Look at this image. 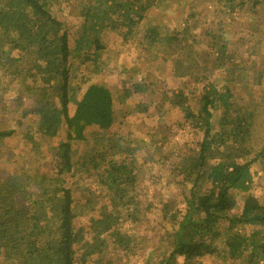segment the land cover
Here are the masks:
<instances>
[{
  "label": "trees",
  "instance_id": "16d2710c",
  "mask_svg": "<svg viewBox=\"0 0 264 264\" xmlns=\"http://www.w3.org/2000/svg\"><path fill=\"white\" fill-rule=\"evenodd\" d=\"M63 1L0 0V99L6 111L14 113L17 97L11 99V91L23 89L36 96V102L21 111L25 120L35 119L27 131L0 129V159L6 139L16 137L19 143L11 153L17 172H0V264H133L142 257L145 264H180V258L183 264H198L207 256L214 264H264V198L250 193L251 167L255 160H264V145L261 150L251 145L255 111L243 95H235L232 84L203 88L196 109L189 105L194 93L187 94L191 90L186 84L171 97L165 92L161 101L140 103L132 111L149 114L150 106L160 104L163 109L170 103L194 123L195 133L203 134L191 155L174 165L180 185L188 188L182 210L177 211L176 201L159 198V255L146 253L142 233L156 205L141 195L143 186L154 181L146 161L136 155L141 147L115 133L85 134L91 125L109 129L115 121V99H127L133 92L126 88L119 94L99 79L106 32H116L142 48L152 68H166L172 61L174 77H182L194 67L189 32L209 15L200 12L193 25L196 11L191 9L175 32L146 25L145 33L139 34L147 13L163 0H79L76 8L83 23L75 31L59 18ZM248 4L257 7L261 0H218L215 15L232 18ZM222 24L220 20L218 26ZM210 31L207 46L214 51L219 30ZM259 33L257 38L263 40L264 29ZM134 89L141 91L142 82ZM151 91H157L156 85ZM71 103L76 105L74 114ZM63 125L66 140L54 148L53 171L46 173L39 161ZM77 141L87 148L74 149ZM87 175L106 190L105 195H95L91 186L81 189ZM67 177L80 182L68 186ZM80 191L88 194L84 202ZM83 218L88 223L81 222Z\"/></svg>",
  "mask_w": 264,
  "mask_h": 264
},
{
  "label": "rangeland",
  "instance_id": "374dc122",
  "mask_svg": "<svg viewBox=\"0 0 264 264\" xmlns=\"http://www.w3.org/2000/svg\"><path fill=\"white\" fill-rule=\"evenodd\" d=\"M77 1L79 0L63 1L58 13L59 18L75 31H78L83 23L76 8ZM217 2L218 0H163L158 7H154L147 13L148 20L143 28L140 26L139 34L145 33L146 25L158 26V30L162 28V31L165 32L170 30L175 32L180 26L181 17L188 16L191 9L196 11V15L200 12L209 15L201 26L191 33L189 32V36L192 37L190 46L193 47L190 49L193 55L190 62L194 67L189 69L186 76L174 77L172 61H168L169 65L166 68L160 66L158 69L152 68V64L149 65L143 59V49L137 47L131 40L126 42L116 32H106L103 37L107 48L102 54L103 72L99 79L104 82L105 86L115 89L119 94H123L126 88H132L133 92L127 99H115V121L109 129L102 131L99 126L91 125L86 128L85 134L90 136L97 132L107 135L115 133L126 141L132 140V146L137 144L141 147L136 150V155L140 162L146 161L144 165L149 170V177L154 179L153 182L150 180L151 183L148 182L143 186L141 195L156 205L148 215L147 223L142 227V233L146 235L147 254L156 251L159 255L160 252L156 249L163 242L160 238L163 233L161 226L163 219L160 209L162 203L159 198L164 201L171 199L179 203L177 211H181L183 208V196L187 194L188 188L186 191L185 186L180 185L181 178L174 165L180 161V158L191 155L190 150L202 138L203 134L195 133L194 123L188 122L183 110L170 103L163 109L160 104L150 106L148 110L150 115L132 112L136 106L140 103H146L148 106L151 102L157 103L161 101L165 92L171 97L173 93L184 89L187 84L186 87L191 90L187 94L194 93L193 96L189 95L191 98L189 105L196 109L200 104L203 88L211 86L220 88L224 82H227L232 84L231 87H233L235 95H243L248 101L247 104L255 111V122L250 134L251 145L255 146L256 150H261L264 145V39L257 38V34H260L259 31L264 29V0H261V4L257 7H253L251 4L246 5L234 13L232 18L215 15V10L218 8V5L216 7ZM196 15L191 19V22L194 20L193 25L199 17ZM220 20H223L224 24L218 26ZM212 21L217 23L218 27L210 26ZM210 29L219 30L217 37L220 38V43L214 51L210 46H207L211 39ZM138 82H142L143 89L141 91L134 89ZM153 85L157 87L156 92L151 91ZM149 86L151 87L149 88ZM86 88L87 86L83 87L79 92L78 99L82 97ZM116 91L114 92L117 93ZM9 96L11 99L17 97V100L12 103L15 112H8V109L6 111L3 100L0 99V129L15 128L25 132L31 120L35 119L25 120L21 117V111L25 107H31L36 102V100L32 102L36 96L26 94L23 89H20L18 93L11 91ZM75 110L76 105L71 103L70 113L74 114ZM23 123L24 126H22ZM217 123L218 120L215 121V126ZM66 137L67 127L63 125L58 136L51 139L43 151V156L39 161L41 170L46 173L53 171L54 148L60 142L65 141ZM3 146V154L0 159L1 174L17 172L18 167L15 165L11 153L18 150V138L6 139ZM73 147L82 151L87 148V145L84 141H77ZM168 157L171 159H167ZM23 164L27 166V160H24ZM251 171L253 180L250 193L262 200L264 198V160H255ZM88 177V175L84 176L81 182L79 179H72V177L66 179L68 186L74 187L80 182L82 190L91 186L95 195L97 193L105 195L106 190L97 185L94 178L88 180ZM79 195L84 202L88 194L83 195L80 191ZM19 202L23 204L21 198ZM242 203V198L239 197L237 208L239 211ZM81 222L88 223L86 218H83ZM167 228L171 229L172 226L169 224ZM98 260L99 258L95 257V261ZM183 262V258H180L179 263L183 264ZM132 263L145 264V260L143 257L136 258L132 260ZM198 264H214V259L207 256L199 259Z\"/></svg>",
  "mask_w": 264,
  "mask_h": 264
}]
</instances>
